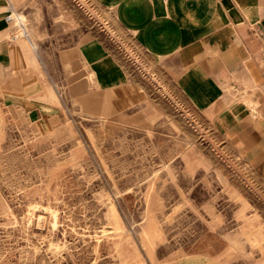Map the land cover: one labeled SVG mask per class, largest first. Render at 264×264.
Masks as SVG:
<instances>
[{"label": "rangeland", "instance_id": "374dc122", "mask_svg": "<svg viewBox=\"0 0 264 264\" xmlns=\"http://www.w3.org/2000/svg\"><path fill=\"white\" fill-rule=\"evenodd\" d=\"M12 2L31 33L44 30L38 46L98 27L132 43L92 0ZM143 62L157 93L122 121L71 111L42 135L0 109V264H170L219 251L264 264V239L241 251L227 237L241 227V209L264 227V181L242 143Z\"/></svg>", "mask_w": 264, "mask_h": 264}, {"label": "crops", "instance_id": "0c3cea01", "mask_svg": "<svg viewBox=\"0 0 264 264\" xmlns=\"http://www.w3.org/2000/svg\"><path fill=\"white\" fill-rule=\"evenodd\" d=\"M92 1L111 11L132 43L98 27L73 42L38 46L35 37L44 30L31 33L27 15L18 10L29 32L24 36L15 24L13 32L5 18L9 0H0V109L42 135L53 133L71 111L122 121L121 114L157 93L146 58L173 93L242 143L264 181V0ZM240 213L241 227L227 237L232 249L245 251L246 242L264 239V227L244 209ZM170 264L252 263L219 251L186 254Z\"/></svg>", "mask_w": 264, "mask_h": 264}, {"label": "built area", "instance_id": "2783aa9c", "mask_svg": "<svg viewBox=\"0 0 264 264\" xmlns=\"http://www.w3.org/2000/svg\"><path fill=\"white\" fill-rule=\"evenodd\" d=\"M16 7L13 4L12 0H9L8 3V13L5 18L9 23L20 24L21 26H25L23 20L16 14ZM16 24V25H17ZM26 27V26H25ZM26 34H28V30L26 29Z\"/></svg>", "mask_w": 264, "mask_h": 264}, {"label": "bare ground", "instance_id": "6f19581e", "mask_svg": "<svg viewBox=\"0 0 264 264\" xmlns=\"http://www.w3.org/2000/svg\"><path fill=\"white\" fill-rule=\"evenodd\" d=\"M16 14L23 20V22H24V24H25V26H26V22H25V19L21 16V14L20 13H18V12H16ZM17 24V23H16ZM15 24V25H16ZM19 29H21V31L23 32V35L24 36H28V34H26V27L25 26H21L20 24H17L16 25Z\"/></svg>", "mask_w": 264, "mask_h": 264}]
</instances>
